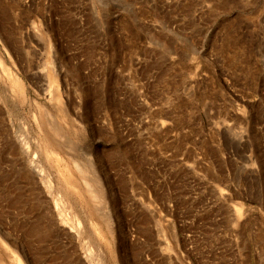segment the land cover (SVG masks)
Instances as JSON below:
<instances>
[{
  "label": "rangeland",
  "instance_id": "obj_1",
  "mask_svg": "<svg viewBox=\"0 0 264 264\" xmlns=\"http://www.w3.org/2000/svg\"><path fill=\"white\" fill-rule=\"evenodd\" d=\"M0 55L24 83L19 92L0 74L2 221L36 218L12 204L29 194L24 153L5 148L12 138L27 141L44 172L70 179L34 143L48 111L72 147L59 154L90 151L106 189L95 230L87 194L74 188L81 241L94 258L264 264V0H0ZM36 69L46 82L52 75V98ZM98 216H109L110 232ZM11 222L4 226L20 252L27 244ZM42 244L39 256L69 261L63 234ZM28 248L29 264L43 263Z\"/></svg>",
  "mask_w": 264,
  "mask_h": 264
},
{
  "label": "bare ground",
  "instance_id": "obj_2",
  "mask_svg": "<svg viewBox=\"0 0 264 264\" xmlns=\"http://www.w3.org/2000/svg\"><path fill=\"white\" fill-rule=\"evenodd\" d=\"M38 26L39 25H37V27ZM38 30L39 29H37V31ZM11 61L12 60L9 57L6 58L3 56L2 58V56L0 55V74H2L9 82H11L15 86L16 90H18L19 92H23V84H24L22 83L23 80H21V77L11 67L8 66L9 62L12 64ZM52 63H51L52 65L51 70H55L54 68H56V65H53L54 63L53 64ZM42 69L41 70L36 69L37 71L35 70V72L39 74L41 78H43V74H44L42 72ZM58 69L59 68H57V70ZM55 72L57 71L55 70ZM49 75L50 76L47 78V82H46V78H43L42 79L43 81L41 83L43 85H46L48 97L50 96V98H52L53 82L51 80L52 75L51 74ZM45 112L50 124H48V129L46 131L41 132L40 138L39 139L37 138V140H35L34 143L37 147L40 146L42 147V152L44 153L45 159L48 161L49 164H52L50 160L52 156L59 159L63 163L65 168L67 167V169L69 170L70 173L68 178L70 179L66 180L62 178L60 174H58V177L52 176L49 174V172L43 171L41 164L37 163L33 159L28 158L26 155L29 152L28 143L25 139H21L20 141H15L12 138L11 142H9L8 144L6 142L5 148L9 150L8 152L24 153L22 158L23 160L20 162L22 164L21 177L27 184L28 189L26 190L29 193L28 195L24 194L25 196L23 198H21L17 194H14L13 196L14 200L12 204H15L14 206L16 209L19 208L18 211L20 215L21 212L23 211L27 213L28 211L29 212L35 211L36 218L33 219L32 221L33 224H29L27 223V221L24 220L25 219L24 217L26 216L17 217L18 215H14L15 217L11 216V219L13 218V222L9 220L8 221L3 220L5 223L1 220L2 218L0 219V247L2 248L1 258L4 259L3 261L2 260L0 261V264H13L14 259H17L19 264H29L30 259H29V253L27 252L28 251L27 249H29L28 247H31L33 249L34 251L33 253L35 254V257H37V259L39 260L41 259V262L43 261V263L41 264H56L54 261H56L57 256L54 254H50L49 251L45 250L46 254L45 256L40 255L41 257L43 256L41 258L39 256V254L41 253L40 248L41 246L43 248L42 242L45 241L46 238L48 239L49 236L55 239L58 236L59 237L62 236V234L65 240L70 244V247H68L69 251L65 256L69 258V261L65 264H103L102 260H99L98 258H94L92 256L90 248L87 247L85 242L81 241V237H82L81 235H83L84 233L83 226L80 222L82 217L79 216L80 214L79 211L73 210V208L74 205L77 204L76 203L77 201L74 199L75 196H77V191L74 188L78 187V185L81 184V187L83 186L86 192L85 194H87L86 203L88 205L86 211L89 216L91 215L90 218H88L89 219L88 221L90 223V226H92L95 230H97V228L99 229L100 225L99 226L96 225L98 223H95V221L93 222L91 217L93 216V214H98L97 212L99 211V208L97 211L96 210L97 204L104 205L103 203H106L105 201L107 199L104 201V198H106V189L105 186L103 185L104 183L102 179H99L97 177V173H96L97 168L94 165V161H93L94 158L91 157L90 151L83 150L81 149V147H76V151H74L77 152L76 154H73L71 156L69 154L68 156L65 154L70 151H66L64 146H69L70 149H72V147L68 145L69 143L67 144L66 140H64L65 135H63L64 133L63 131H62L63 133L61 132V128L59 126L60 124L58 123L59 119L57 118V116L50 114L48 111ZM52 119L55 120L52 121ZM52 122L56 124L54 125L52 124ZM60 152H65V153L60 155L59 154ZM9 189L10 187L8 188V190ZM85 194H83V196ZM7 197L9 198L10 195ZM103 208L102 210L104 211ZM43 210H44V214L42 212ZM8 211L9 210H7V212ZM109 213L107 215H110ZM100 220L104 223L106 227L105 231L110 232L108 221L111 220H109V216H106L104 218L102 217ZM7 222L9 223L11 222L12 224L10 225L12 226L15 225L17 228L19 226L21 227L20 228L21 233L19 235H21L24 238L23 245L27 244L26 249L24 247L21 248L20 250L21 253L18 252L16 246L14 245V241L11 239L10 236L11 231L8 229L9 227L7 228L4 226V225H8ZM110 224L111 222L109 223V225ZM48 228L50 232L48 231ZM111 234L113 233L111 232ZM169 236H166L165 233H162L163 249L167 250L165 252V259L168 260V262L171 261V254H170L171 244H170ZM46 246H50V244L47 243ZM50 251L52 253V246H50ZM81 251H83L84 254H82Z\"/></svg>",
  "mask_w": 264,
  "mask_h": 264
}]
</instances>
